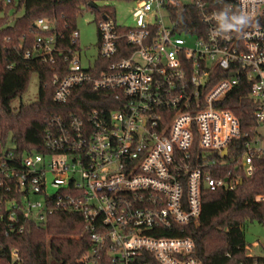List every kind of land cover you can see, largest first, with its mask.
Listing matches in <instances>:
<instances>
[{
  "label": "built area",
  "instance_id": "obj_1",
  "mask_svg": "<svg viewBox=\"0 0 264 264\" xmlns=\"http://www.w3.org/2000/svg\"><path fill=\"white\" fill-rule=\"evenodd\" d=\"M17 1L0 0V18ZM116 1L133 4V25L97 20V58L84 68L69 49L66 75L53 80L56 104L89 88L106 108L52 119L45 153L18 154L0 132V233L65 211L86 221L91 248L78 264H202L181 235L199 220L204 192L236 190L264 160V0ZM191 4L200 35L180 34L171 17ZM35 28L43 35L26 56L52 63L57 22ZM238 88L252 110L247 131L224 105Z\"/></svg>",
  "mask_w": 264,
  "mask_h": 264
},
{
  "label": "trees",
  "instance_id": "obj_2",
  "mask_svg": "<svg viewBox=\"0 0 264 264\" xmlns=\"http://www.w3.org/2000/svg\"><path fill=\"white\" fill-rule=\"evenodd\" d=\"M114 1L90 5L88 0H19L6 8L0 18V132L4 140L11 139L18 154L45 153V134L55 117L85 118L93 108H106L102 92L89 88L75 91L67 105L56 104L53 80L67 73V50L81 51L79 44L71 41L78 19L89 12L95 22L105 16L116 22ZM171 17L178 23L180 34L200 35L195 4L171 9ZM38 19L55 20L63 36L58 39L60 52L54 54L52 63L26 56L33 53L37 37L43 35L35 28ZM33 75L38 77V99L15 106L13 102L24 95ZM236 92L224 105L234 110L243 131H247L254 126L252 110L246 93L241 88ZM259 195H264V160L255 162L251 176L242 174L236 190L205 191L199 220L186 226L181 235L193 240L192 256L202 264H264V257L246 254L242 231L247 222L264 225V201L256 200ZM23 227V232L8 237L0 233V264H49V260L53 264H78L91 248L86 221L80 214L53 211L45 223L26 222Z\"/></svg>",
  "mask_w": 264,
  "mask_h": 264
},
{
  "label": "rangeland",
  "instance_id": "obj_3",
  "mask_svg": "<svg viewBox=\"0 0 264 264\" xmlns=\"http://www.w3.org/2000/svg\"><path fill=\"white\" fill-rule=\"evenodd\" d=\"M179 1L183 3L191 2V0ZM113 4L117 24L131 27L133 25V4L128 1H116ZM77 30L80 34L79 46L81 49L82 66L87 68L90 63L94 62L98 55L97 25L94 15L89 12L84 13L78 19ZM187 42L190 44L193 40L189 38ZM38 92V77L33 75L24 95L20 99H15L13 104L18 106L21 102L26 104L35 102L38 99ZM242 231L247 245L246 254L252 257H264V225L257 221L247 222L243 226ZM49 264H53V262L49 260Z\"/></svg>",
  "mask_w": 264,
  "mask_h": 264
},
{
  "label": "water",
  "instance_id": "obj_4",
  "mask_svg": "<svg viewBox=\"0 0 264 264\" xmlns=\"http://www.w3.org/2000/svg\"><path fill=\"white\" fill-rule=\"evenodd\" d=\"M227 153V151H225V154Z\"/></svg>",
  "mask_w": 264,
  "mask_h": 264
}]
</instances>
